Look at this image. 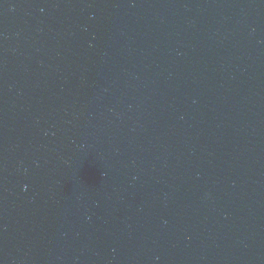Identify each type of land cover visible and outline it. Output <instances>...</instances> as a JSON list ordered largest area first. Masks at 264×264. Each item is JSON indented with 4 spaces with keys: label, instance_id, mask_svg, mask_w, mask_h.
<instances>
[{
    "label": "water",
    "instance_id": "water-1",
    "mask_svg": "<svg viewBox=\"0 0 264 264\" xmlns=\"http://www.w3.org/2000/svg\"><path fill=\"white\" fill-rule=\"evenodd\" d=\"M0 264H264V0H0Z\"/></svg>",
    "mask_w": 264,
    "mask_h": 264
}]
</instances>
